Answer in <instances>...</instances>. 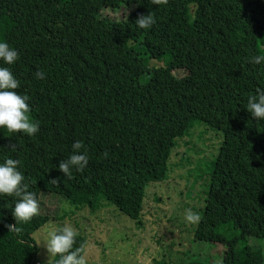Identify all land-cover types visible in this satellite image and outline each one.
<instances>
[{"label": "trees", "instance_id": "trees-1", "mask_svg": "<svg viewBox=\"0 0 264 264\" xmlns=\"http://www.w3.org/2000/svg\"><path fill=\"white\" fill-rule=\"evenodd\" d=\"M121 6L133 9L117 21L109 12ZM149 12L156 23L139 29L138 15ZM262 33L264 0H0V42L19 53L0 67L19 80L16 91L39 123L32 136L0 128V163L21 161L39 203L51 193L94 211L104 198L136 221L146 187L165 179L177 139L201 124L221 140L193 238L224 247L218 264H264L260 247L247 244L264 237V120L246 109L264 88V64L249 62L264 55ZM152 59L164 65L150 66ZM116 99L128 110L114 127ZM77 140L89 163L68 179L58 165ZM15 202L0 196V264H41L32 234L49 217L39 213L9 232ZM76 241L74 248L87 244L81 234Z\"/></svg>", "mask_w": 264, "mask_h": 264}, {"label": "rangeland", "instance_id": "rangeland-1", "mask_svg": "<svg viewBox=\"0 0 264 264\" xmlns=\"http://www.w3.org/2000/svg\"><path fill=\"white\" fill-rule=\"evenodd\" d=\"M133 6H121L109 12L121 20ZM264 43V33H262ZM151 60L150 66H163ZM182 74L174 71V75ZM115 100L111 125L124 121L123 105ZM218 132L201 124H194L183 137L177 139L169 161L166 177L162 182L146 187L143 208L138 220H132L100 198L96 210L76 207L63 196L41 193L40 213L49 220L33 234L38 248L37 261L47 263L43 243L47 233L71 224L87 240L88 264H154L167 260L178 263L191 258H203L219 263L224 247L218 243L195 241V224L185 221V210L199 213L203 204L204 189L211 170V161L220 143ZM249 245L259 246L264 261V237L249 238Z\"/></svg>", "mask_w": 264, "mask_h": 264}, {"label": "clouds", "instance_id": "clouds-1", "mask_svg": "<svg viewBox=\"0 0 264 264\" xmlns=\"http://www.w3.org/2000/svg\"><path fill=\"white\" fill-rule=\"evenodd\" d=\"M151 5H167L168 0H149ZM156 23L151 12L139 14L135 24L139 29H148ZM19 58V53L11 48L8 43L0 42V60L8 65L14 64ZM253 65L264 64V55L252 56L250 61ZM36 79H45L42 71L34 73ZM20 88L19 80L13 75L10 68L0 67V128H6L10 133H24L29 136L39 131V123L34 122L30 117L31 108L29 97L25 94H18ZM256 95L249 96L247 111L257 121L264 120V88L257 87ZM15 145L11 146L15 150ZM84 145L77 140L72 144V154L61 160L58 169L66 178H72V169L83 172L89 161L86 155L81 154ZM107 155V153H105ZM21 161L7 158L0 163V196L14 197L16 199L12 216L15 223L5 224L9 232L20 233V224H26L33 217L40 213V203L34 192L28 191V184L25 183V176L18 170ZM51 183L58 184V179ZM185 221L189 224L199 223L201 217L190 208L185 210ZM78 231L68 222L59 229H53L47 233L43 247L47 251V264H88L87 245L81 243L75 247ZM59 256L58 260L54 258Z\"/></svg>", "mask_w": 264, "mask_h": 264}]
</instances>
